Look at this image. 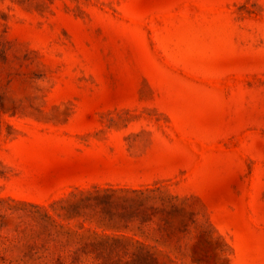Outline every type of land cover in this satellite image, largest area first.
Returning <instances> with one entry per match:
<instances>
[{"label": "rangeland", "instance_id": "obj_1", "mask_svg": "<svg viewBox=\"0 0 264 264\" xmlns=\"http://www.w3.org/2000/svg\"><path fill=\"white\" fill-rule=\"evenodd\" d=\"M0 264H264V0H0Z\"/></svg>", "mask_w": 264, "mask_h": 264}]
</instances>
